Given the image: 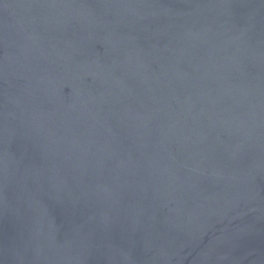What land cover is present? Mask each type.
Listing matches in <instances>:
<instances>
[{
	"label": "water",
	"instance_id": "water-1",
	"mask_svg": "<svg viewBox=\"0 0 264 264\" xmlns=\"http://www.w3.org/2000/svg\"><path fill=\"white\" fill-rule=\"evenodd\" d=\"M0 264H264V0H0Z\"/></svg>",
	"mask_w": 264,
	"mask_h": 264
}]
</instances>
